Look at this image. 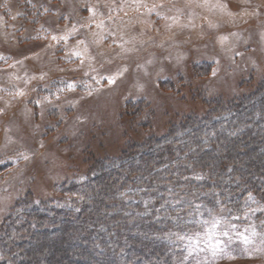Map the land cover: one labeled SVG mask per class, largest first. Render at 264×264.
I'll list each match as a JSON object with an SVG mask.
<instances>
[{
  "label": "rangeland",
  "instance_id": "374dc122",
  "mask_svg": "<svg viewBox=\"0 0 264 264\" xmlns=\"http://www.w3.org/2000/svg\"><path fill=\"white\" fill-rule=\"evenodd\" d=\"M263 81L264 0H0V231L20 201L55 199ZM250 206L241 219L197 209L185 261L264 264V204Z\"/></svg>",
  "mask_w": 264,
  "mask_h": 264
},
{
  "label": "trees",
  "instance_id": "16d2710c",
  "mask_svg": "<svg viewBox=\"0 0 264 264\" xmlns=\"http://www.w3.org/2000/svg\"><path fill=\"white\" fill-rule=\"evenodd\" d=\"M263 143L264 81L96 163L55 199L20 201L0 231V264L200 262L185 261L200 229L197 209L241 219L252 201L264 204ZM69 250L76 259L64 263L59 254Z\"/></svg>",
  "mask_w": 264,
  "mask_h": 264
},
{
  "label": "snow or ice",
  "instance_id": "6c2138e0",
  "mask_svg": "<svg viewBox=\"0 0 264 264\" xmlns=\"http://www.w3.org/2000/svg\"><path fill=\"white\" fill-rule=\"evenodd\" d=\"M218 225H219V221H215V222L213 223L212 227L215 228V227H218ZM225 234H226V233H225Z\"/></svg>",
  "mask_w": 264,
  "mask_h": 264
}]
</instances>
